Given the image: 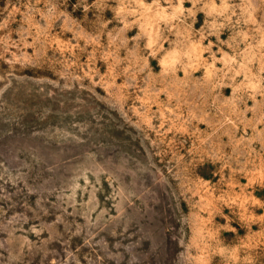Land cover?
<instances>
[{
    "label": "rangeland",
    "instance_id": "rangeland-1",
    "mask_svg": "<svg viewBox=\"0 0 264 264\" xmlns=\"http://www.w3.org/2000/svg\"><path fill=\"white\" fill-rule=\"evenodd\" d=\"M0 264H264V0H0Z\"/></svg>",
    "mask_w": 264,
    "mask_h": 264
}]
</instances>
